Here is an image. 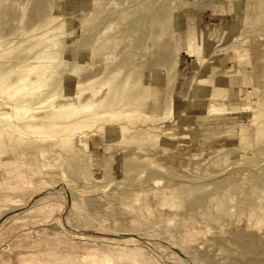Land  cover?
Instances as JSON below:
<instances>
[{
	"label": "rangeland",
	"instance_id": "obj_1",
	"mask_svg": "<svg viewBox=\"0 0 264 264\" xmlns=\"http://www.w3.org/2000/svg\"><path fill=\"white\" fill-rule=\"evenodd\" d=\"M0 264H264V0H0Z\"/></svg>",
	"mask_w": 264,
	"mask_h": 264
}]
</instances>
